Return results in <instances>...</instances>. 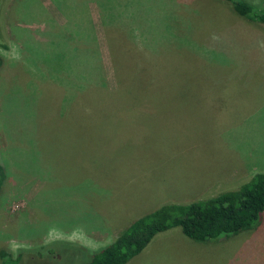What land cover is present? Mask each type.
<instances>
[{
	"label": "rangeland",
	"instance_id": "obj_1",
	"mask_svg": "<svg viewBox=\"0 0 264 264\" xmlns=\"http://www.w3.org/2000/svg\"><path fill=\"white\" fill-rule=\"evenodd\" d=\"M0 173L17 264H80L264 174V26L222 0H0ZM161 233L126 264H264V210L203 243Z\"/></svg>",
	"mask_w": 264,
	"mask_h": 264
},
{
	"label": "trees",
	"instance_id": "obj_2",
	"mask_svg": "<svg viewBox=\"0 0 264 264\" xmlns=\"http://www.w3.org/2000/svg\"><path fill=\"white\" fill-rule=\"evenodd\" d=\"M237 16L264 26L263 8L241 0H222ZM260 10V11H259ZM64 60L66 54H62ZM76 57V55H73ZM59 59V58H58ZM0 173V181H1ZM264 210V174L256 173L238 188L221 192L207 199L188 204H164L125 227L106 246L93 252L80 264H126L138 255L158 233L179 228L181 234L196 243L234 235L247 230ZM7 258V264H17L19 257Z\"/></svg>",
	"mask_w": 264,
	"mask_h": 264
},
{
	"label": "crops",
	"instance_id": "obj_3",
	"mask_svg": "<svg viewBox=\"0 0 264 264\" xmlns=\"http://www.w3.org/2000/svg\"><path fill=\"white\" fill-rule=\"evenodd\" d=\"M126 227H127V226H126ZM121 231H122V230H121ZM121 231H120V232H121ZM120 232H119V233H120ZM105 233H106V232H103V233H101L100 235H105ZM119 233H118V234H119ZM118 234H117L116 236H114L113 238H111V240L114 239V238H116V237L118 236ZM98 235H99V234H98ZM164 235H165V233L163 234V232H162V233L159 234L157 237H155L154 240L156 241V243H157L158 241H163L164 238H161V237L164 236ZM100 238H101V237H100ZM111 240H110V241H111ZM171 240H172V239L169 238V241H171ZM194 243H195V242H194ZM215 243H216V242H215ZM147 247H148V244L146 245V247H145L142 251H144V250H148ZM142 251H141V252H142ZM141 252H140V253H141ZM142 253H146V252H142Z\"/></svg>",
	"mask_w": 264,
	"mask_h": 264
}]
</instances>
